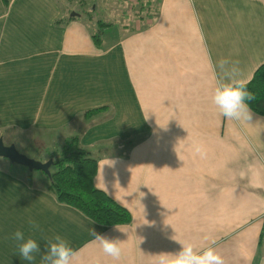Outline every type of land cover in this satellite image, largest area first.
<instances>
[{"label":"crops","instance_id":"obj_1","mask_svg":"<svg viewBox=\"0 0 264 264\" xmlns=\"http://www.w3.org/2000/svg\"><path fill=\"white\" fill-rule=\"evenodd\" d=\"M151 4L154 16L105 28L96 41L65 1L0 0L3 142L15 144L17 132L31 157L46 161L76 138L97 159L95 185L132 216L102 226L59 201L42 170L1 156L0 264H40L19 256L16 230L41 252L42 237L60 235L74 250L71 264H151L179 248L174 239L214 240L224 264H264V115L252 109L251 122H236L212 101L221 59L238 61L246 80L264 63V0ZM42 130L59 134L46 142ZM91 229L115 239L119 259Z\"/></svg>","mask_w":264,"mask_h":264},{"label":"clouds","instance_id":"obj_2","mask_svg":"<svg viewBox=\"0 0 264 264\" xmlns=\"http://www.w3.org/2000/svg\"><path fill=\"white\" fill-rule=\"evenodd\" d=\"M218 74L214 78L212 91V101L219 109L220 114L236 122H251L252 109L249 101H254L257 97L248 90L249 80L239 78L240 72L238 61L221 59L213 66V71ZM192 151L201 158L206 157L207 149L201 142L192 143ZM30 231H39L40 226L35 221H29ZM91 235L99 243L103 252L114 259L121 256V248L115 239L107 238L91 229ZM13 239L17 242L19 256L28 262L40 258V264H71V259L75 255L69 243L60 235L53 237H42L45 241V250L41 252L36 239L25 236L21 230H16ZM174 239V238H173ZM179 248L173 252L157 253L151 260V264H224L222 256L215 250L211 241L199 247L191 242L174 239ZM254 257H249L253 259ZM92 264H101L97 257L92 260Z\"/></svg>","mask_w":264,"mask_h":264},{"label":"trees","instance_id":"obj_3","mask_svg":"<svg viewBox=\"0 0 264 264\" xmlns=\"http://www.w3.org/2000/svg\"><path fill=\"white\" fill-rule=\"evenodd\" d=\"M5 3L8 0H3ZM154 4L148 0L140 7V11H150ZM150 10H143V9ZM154 16L155 13L149 14ZM69 16V15H68ZM96 41L100 38L94 35ZM248 90L257 98L249 101L254 111L264 115V63H261L253 72ZM91 109L85 111L90 112ZM67 149L61 154L52 157L49 167L50 174L44 172L48 178L47 187L56 198L72 205L84 215L102 226H112L128 223L131 220L130 211L111 197L106 191L97 187L94 176L97 171V159L89 151L76 143V138L67 142Z\"/></svg>","mask_w":264,"mask_h":264},{"label":"rangeland","instance_id":"obj_4","mask_svg":"<svg viewBox=\"0 0 264 264\" xmlns=\"http://www.w3.org/2000/svg\"><path fill=\"white\" fill-rule=\"evenodd\" d=\"M65 1L67 9L70 11L68 14H71V10L75 11L77 14V18L81 19L86 23V26L94 31L95 35L102 36V31L107 28L108 29H119L121 25L126 24V26L133 27L135 25V19L141 17L143 13L149 11H140V7H143V3H146L148 0H62ZM155 1V0H151ZM152 9V10H150ZM150 9V13H153L154 9L152 6ZM152 18V17H151ZM154 19V17H153ZM142 24V23H141ZM109 27V28H108ZM82 113H85L83 111ZM86 114V113H85ZM84 119V117L78 116L76 119ZM86 119V118H85ZM13 132V129L10 133ZM65 132L70 133L69 129H65ZM16 139V148L22 152L27 154L28 156L35 155V151L29 150L32 146L29 141L25 142L23 139L25 136L15 132ZM41 134L46 136L48 141L53 140L59 133L48 132L47 130H42ZM11 136H7V140L4 139L6 143H9ZM68 139V140H67ZM66 142L71 140L73 142L72 136L66 138ZM68 145V144H65ZM63 146L67 149V146ZM35 146V145H33ZM1 157V156H0Z\"/></svg>","mask_w":264,"mask_h":264},{"label":"water","instance_id":"obj_5","mask_svg":"<svg viewBox=\"0 0 264 264\" xmlns=\"http://www.w3.org/2000/svg\"><path fill=\"white\" fill-rule=\"evenodd\" d=\"M77 15L75 11H71V15ZM0 156L8 158L10 161L26 166L29 170H42L48 175L50 174L49 167L53 161L52 158L46 161H41L34 157H30L25 153L20 152L14 143L5 144L0 137Z\"/></svg>","mask_w":264,"mask_h":264}]
</instances>
